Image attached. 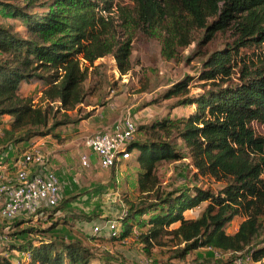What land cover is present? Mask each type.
<instances>
[{"label": "trees", "instance_id": "obj_1", "mask_svg": "<svg viewBox=\"0 0 264 264\" xmlns=\"http://www.w3.org/2000/svg\"><path fill=\"white\" fill-rule=\"evenodd\" d=\"M195 30L200 31L197 39ZM228 30L233 41L210 53L198 75H185L162 96L193 107L190 113L138 126L141 137L130 149L139 166L140 196L114 238L126 240L136 226L146 227L140 240L147 254L170 236L178 245L175 257L183 261L204 248L230 254L233 264L253 250L249 264H264V136L255 127L264 125V0H0V125L4 116L10 117L0 136V154L80 121L71 112L82 111L108 80L100 59L112 56L120 73L128 74L135 37L158 39L161 56L178 60L194 42L200 54L217 33ZM245 48L254 49L256 59L248 60ZM196 79L202 91L195 94ZM31 85H40L36 96L23 93ZM185 157L196 179L222 181L224 188L167 190L157 165ZM203 204L199 216L189 215ZM59 207L45 208L48 221ZM240 214L246 219L237 231L228 232ZM75 218L95 219L81 212ZM61 220L68 223L63 218L50 229L21 231L22 241L11 248L30 257L20 264H95V253L84 243L44 236ZM221 263L213 257L193 262ZM0 264L16 263L0 253Z\"/></svg>", "mask_w": 264, "mask_h": 264}, {"label": "rangeland", "instance_id": "obj_2", "mask_svg": "<svg viewBox=\"0 0 264 264\" xmlns=\"http://www.w3.org/2000/svg\"><path fill=\"white\" fill-rule=\"evenodd\" d=\"M193 35L197 39L200 31L195 30ZM233 39L232 30L226 33L219 32L202 48L200 54L197 53L199 48L194 42L184 50L180 59L166 60L161 56V44L158 39L138 36L133 40L131 56L133 70L124 75L120 73L112 56L100 59L105 65L103 70L108 80L88 97L82 106V111L71 112L74 117H82L81 120L59 127L55 130L57 134L33 136L28 141L29 144L39 143L49 156L51 165L61 180L62 199L58 204L60 207L56 216L51 222L48 221L46 212L13 222L0 217V253L10 257L14 262H20L24 257L18 254L19 250L11 247L22 241L23 229L29 227L50 229L53 221L66 218L68 223L61 220L55 228L47 230L44 236L62 235L68 240L84 243L95 253L97 258L95 264H193L197 257H213L220 259L221 264H233L230 262V254L204 248L192 252L183 261L175 257L178 245L176 241H171L170 236H165L161 240L163 244H155L150 254H147L146 244L140 240V235L146 231V227L136 226L131 237L123 241L94 234L95 222L118 220L129 210L131 203L137 202L140 196L139 166L134 160V154L118 167L104 169L97 156L84 145L86 136L111 128L127 113H131L138 126L166 116L177 118L188 115L193 107L177 105V98L164 99L162 97L164 92L185 75H198L208 55ZM253 50L244 49V53L249 56L248 60L254 57ZM256 51L259 53L261 48ZM193 84H195L192 87L193 93L202 91L197 79ZM39 86H25L23 93L36 96ZM88 113L91 115L87 116ZM9 119L7 115L1 119L0 136L3 135L4 129L9 127ZM255 127L257 132L264 136V125L255 124ZM137 137H141V133H137ZM85 153L91 157L89 166H84L81 162V156ZM195 171L188 157L178 161H162L157 165V174L167 190L193 185L211 187L216 192L224 188L225 182L222 181L202 177L196 179ZM65 199L67 200L64 201ZM204 207L205 204L192 209L189 215L199 216ZM77 212L92 215L95 219L88 222L75 218ZM41 218L42 220H39ZM245 219L244 214L236 216L227 227V231L231 233L237 231ZM119 228L122 229L121 223ZM16 231L19 233L13 235L12 233Z\"/></svg>", "mask_w": 264, "mask_h": 264}, {"label": "built area", "instance_id": "obj_3", "mask_svg": "<svg viewBox=\"0 0 264 264\" xmlns=\"http://www.w3.org/2000/svg\"><path fill=\"white\" fill-rule=\"evenodd\" d=\"M138 125L131 113H127L111 128L85 137L84 145L95 154L104 169L121 165L134 155L130 145L137 139ZM91 157L81 156L84 166H89ZM62 183L54 171L49 156L39 143L27 147H10L0 154V217L8 222L44 214L45 208H55L61 201ZM40 212V213H39ZM119 219L99 221L93 227L94 234L117 237L121 230ZM252 252L241 254L235 264L252 263ZM25 259L30 255L21 252ZM20 264L19 261L15 262Z\"/></svg>", "mask_w": 264, "mask_h": 264}, {"label": "crops", "instance_id": "obj_4", "mask_svg": "<svg viewBox=\"0 0 264 264\" xmlns=\"http://www.w3.org/2000/svg\"><path fill=\"white\" fill-rule=\"evenodd\" d=\"M94 130H95V129H93V131H94ZM94 133H95V132H94ZM194 217H197V216H194ZM18 254H22L21 251H18Z\"/></svg>", "mask_w": 264, "mask_h": 264}]
</instances>
